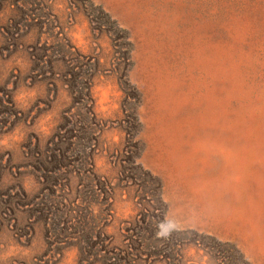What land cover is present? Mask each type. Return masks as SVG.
<instances>
[{"label":"rangeland","instance_id":"1","mask_svg":"<svg viewBox=\"0 0 264 264\" xmlns=\"http://www.w3.org/2000/svg\"><path fill=\"white\" fill-rule=\"evenodd\" d=\"M0 264H264V0H0Z\"/></svg>","mask_w":264,"mask_h":264}]
</instances>
